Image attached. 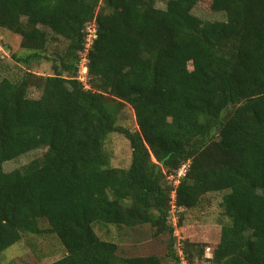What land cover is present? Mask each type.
I'll use <instances>...</instances> for the list:
<instances>
[{"label": "trees", "instance_id": "obj_1", "mask_svg": "<svg viewBox=\"0 0 264 264\" xmlns=\"http://www.w3.org/2000/svg\"><path fill=\"white\" fill-rule=\"evenodd\" d=\"M199 1L168 0L161 9L155 0H0V29L18 35L25 51L17 61L50 59L53 71L0 79V251L48 232L65 252L48 264H161L154 255H118L94 230L147 224L169 235L166 255L181 264L171 192L183 209L223 192L225 221L211 255L184 240V260L264 264V0H210L225 13L212 21L192 14ZM92 19L87 88L77 70ZM46 30L65 42L52 58ZM126 105L135 130L118 124ZM114 132L129 143L126 168L110 163ZM37 147L41 159L3 170L4 160ZM185 163L174 186L167 177Z\"/></svg>", "mask_w": 264, "mask_h": 264}, {"label": "rangeland", "instance_id": "obj_2", "mask_svg": "<svg viewBox=\"0 0 264 264\" xmlns=\"http://www.w3.org/2000/svg\"><path fill=\"white\" fill-rule=\"evenodd\" d=\"M168 0H155L157 8H165ZM192 14L201 20H223L225 13L222 11H212L210 0H200L191 10ZM49 36V47L45 55L51 58L56 51L65 47V42L59 40L51 32L46 30ZM20 37L6 29H0V79L8 77L15 79L24 70L41 76L52 75V61L41 58L31 61L28 65L17 61L19 56L24 54V50L19 46ZM83 53V52H82ZM81 53V57H82ZM83 61H79L77 77L82 75ZM88 77L84 81V86L89 88ZM32 98H37L40 92L35 88L29 89ZM118 124L131 130L137 128L133 110L129 105L123 109ZM106 148L110 153V163L114 167H128L131 158V149L127 139L123 134L114 132L108 136ZM45 148H34L15 159L4 160L2 168L9 172L14 169H22L25 165L35 159H41ZM175 178V175H174ZM168 182L173 183L174 179ZM223 192H209L204 194L198 204L191 209L176 208L174 213L169 212L168 223L171 217L177 216L176 225L173 228V235L176 238L175 248L182 251V242L187 240L193 243L205 245V256H210L211 251L219 240L220 226L225 221L220 208V200ZM171 213V214H170ZM42 229L48 228L45 221H40ZM97 235L104 240H109L117 245V253L120 256H149L154 255L161 259V264H174L168 257L167 245L169 235L167 233H156L155 228L145 224L135 227L125 225H101L94 224ZM183 252V251H182ZM65 254L64 249L54 234L42 232L40 234H26L22 239L0 251V264H48Z\"/></svg>", "mask_w": 264, "mask_h": 264}, {"label": "built area", "instance_id": "obj_3", "mask_svg": "<svg viewBox=\"0 0 264 264\" xmlns=\"http://www.w3.org/2000/svg\"><path fill=\"white\" fill-rule=\"evenodd\" d=\"M84 31H85V43H84V49H83L82 57L80 58L81 61H83V63H84L83 69L81 71L83 77H81V76L78 77V79L82 83H84L85 79L87 78V65H86L87 57H86V55L88 53V50H89L93 40L96 37V24H95L94 19H92V21H90L85 26ZM187 167H188V163H185L178 169V171L176 172L175 178H174V175H169L167 177L169 180L174 179L173 183H172L174 186H176L178 184L179 178L185 174ZM169 204H170L169 212L174 213L176 208H177L176 204H175V193H174V191L171 192V201L169 202ZM175 217H177V216L171 217V222H170L174 227L176 226V223H177L176 219H174ZM178 254L181 257V264H188L182 256V251H180L179 249H178ZM202 264H208V263H202Z\"/></svg>", "mask_w": 264, "mask_h": 264}]
</instances>
